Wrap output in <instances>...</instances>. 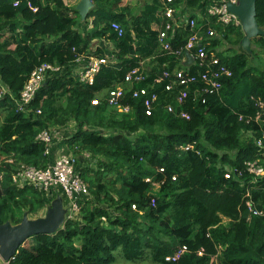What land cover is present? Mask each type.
<instances>
[{"label": "trees", "instance_id": "16d2710c", "mask_svg": "<svg viewBox=\"0 0 264 264\" xmlns=\"http://www.w3.org/2000/svg\"><path fill=\"white\" fill-rule=\"evenodd\" d=\"M79 1L0 0V225H16L24 213L37 216L50 205L40 189L12 182L21 165L43 169L52 162L37 139L43 131L73 123V131L58 142L76 160L75 170L88 188V196L79 200L78 219H65L52 235L28 239L9 264H113L117 259L264 264V179L254 180L244 165L257 161L264 168V123L254 121V99H264V74L250 73L245 54L218 50L223 43L240 45L241 25H222L209 16L214 0L174 3L178 14L196 22L201 44L233 73L222 78L214 95L204 92L201 81L192 84V96L196 92L205 101L188 95L181 106L189 116L185 119L176 102L183 88L165 90L169 79L153 83L163 71L180 66L181 56L160 46L154 27L163 21L164 0L134 6L90 0L83 19ZM113 22L123 29L121 36L111 29ZM256 23L264 30V0H256ZM207 28L216 35L207 37ZM190 34L188 26L176 28L169 40L172 51L183 48ZM94 39L112 44L113 63L102 65L88 84L74 74V61L106 57L96 47L90 55ZM252 40L264 48V33ZM44 63L60 70L46 71L32 100L20 109L21 91ZM138 67L146 80L123 83ZM189 72L195 74L196 68L190 66ZM116 86L124 90L126 112L107 104ZM140 88L157 94L150 115L143 98L132 97ZM80 158L90 164L78 167ZM183 246L178 259H167Z\"/></svg>", "mask_w": 264, "mask_h": 264}, {"label": "built area", "instance_id": "2783aa9c", "mask_svg": "<svg viewBox=\"0 0 264 264\" xmlns=\"http://www.w3.org/2000/svg\"><path fill=\"white\" fill-rule=\"evenodd\" d=\"M176 0H164V10L160 13V18L163 20L160 26H155L158 29V42L160 46L169 51L171 55L180 59V66L173 68V70L163 71L162 76L155 78L153 83L157 84L165 79H169L170 83L165 85V90L171 91L172 89L182 87L176 95V102L181 108L188 95H191L193 101L200 97L196 92L191 94L190 86L194 83L201 81L204 83V92L207 95L216 94L221 88V80L223 77L229 78L232 76L231 69L223 64L213 52H208L205 48L206 44H201L202 37L196 32V22L193 19H188L184 14L180 13V10L173 5ZM239 0H214L207 10V14L211 17L217 18V21L222 25L232 24L234 26L241 25V22L236 14L229 10V6H237ZM189 27L191 34L189 35L187 42L183 48L172 51L169 43L170 37L174 36L176 28ZM111 29L121 36L123 29L118 23H111ZM207 37H214L216 35L213 29L207 28ZM184 53V54H183ZM189 60V64L186 62ZM74 74L77 75L80 81L88 84L93 83L94 76L99 72L102 65L113 63V59L107 57H95V56H80L75 61ZM193 66L196 68V73H190L189 68ZM59 68L53 67L50 64L44 63L35 69L28 81L26 82L19 97V108L22 109L24 105L28 104L35 92L41 86L44 81L46 71L50 73L59 72ZM146 74L141 68H133L128 71L124 77L123 83L126 84H140L146 80ZM152 88V86H151ZM197 94V96H196ZM124 96V90L121 86L112 88L107 97V104L119 111L126 112L128 107L121 106V99ZM132 97L143 98V105L147 115L151 114L153 105L157 100V94L149 92L147 88H140L132 91ZM201 102L204 103L205 99L200 97ZM253 99V98H252ZM256 114L254 121L256 123H264V99L258 97L254 99ZM93 104H97V101H92ZM167 110L174 112L172 106H167ZM40 114V111L37 110ZM179 116L188 119V114L180 109ZM61 133L59 130L43 131L38 134L37 139L45 145V154L49 155L50 147L59 141ZM257 146H261V142H256ZM76 160L69 154L63 153V149H60L58 156L52 159L45 168L40 169L33 166L21 165L16 172L12 175V182L17 188L24 186H34L40 189L46 198L52 200L60 196L66 201V217L65 219H78L80 204L79 200L84 196H88V188L85 182L81 179L79 173L75 170ZM245 169L250 175L254 177V180L264 179V168L258 164L257 161L245 162ZM162 171V170H160ZM229 173V172H227ZM225 177H229L226 174ZM149 180V179H147ZM157 185V184H156ZM158 186V185H157ZM54 196H56L54 198ZM154 204V201H152ZM248 206L249 203L247 204ZM135 209V206H132ZM250 210L253 214H259L257 211ZM70 211V214H69ZM69 214V215H68ZM185 247L179 249L171 260H176L183 253ZM10 260L5 261L0 257V264H9Z\"/></svg>", "mask_w": 264, "mask_h": 264}, {"label": "water", "instance_id": "95a60500", "mask_svg": "<svg viewBox=\"0 0 264 264\" xmlns=\"http://www.w3.org/2000/svg\"><path fill=\"white\" fill-rule=\"evenodd\" d=\"M91 7L90 0H80L76 9L83 19ZM229 10L236 14L241 22L244 32L242 42L246 43L250 38L262 33H259L256 23V0H239V4L229 6ZM186 64H189V60ZM46 209L42 217L31 220L24 213L18 224L11 225L6 222L0 225V257L3 260H11L28 239L39 234L52 235L58 231L64 223L66 214L63 199L59 196L56 197Z\"/></svg>", "mask_w": 264, "mask_h": 264}, {"label": "rangeland", "instance_id": "374dc122", "mask_svg": "<svg viewBox=\"0 0 264 264\" xmlns=\"http://www.w3.org/2000/svg\"><path fill=\"white\" fill-rule=\"evenodd\" d=\"M137 3L143 4L144 0H123V2H122L123 5L129 4L131 6H134ZM184 15L188 18V14H184ZM258 31H259V33H261V32L264 33V30L261 29V28H258ZM252 38H250L248 40V42H246V43L242 42V43H240L239 46H235V47L234 46L232 47V45L229 44V43H223L218 48V50L221 51V52L223 51L224 54H226V55H230L231 52L228 49L229 48L230 49L233 48L236 51V53L245 54L246 58H247V61H248V69H249L250 73L253 74V75H257V74H260V73L264 74V48H261L257 43L254 42V40H252ZM92 46H93V43L91 44V47ZM90 52H91L90 55H94L93 53L95 52V48L93 49V51H90ZM109 52L110 51H108L106 53V57L108 59H111L112 57H111ZM108 110H111V109L108 108ZM73 126H74L73 123L70 122L66 126L59 127L57 129H59V130L61 129L62 130L61 131V137L64 138L66 136V133H69L70 131H72ZM80 161H82V162H80ZM83 161H84L83 158H80V160L77 159V164L80 162L78 164V167H80L81 164H85V165L90 164V161L89 162H87V161L83 162ZM94 162H95L94 160H92V162H91V164L93 166H95ZM155 187L157 188V185H155ZM63 206L66 209V205L63 204ZM46 210L47 209H44V210L40 211L37 216L36 215L28 216V218L33 220V219H36L38 217H42L45 214ZM66 212H67V210H66ZM69 214H70V211H69ZM64 216L66 217V214ZM65 217H64V220H65ZM113 264H152V263L151 262H146V261L133 263V262L125 261V260H122V259H117ZM212 264H218V262L214 259Z\"/></svg>", "mask_w": 264, "mask_h": 264}, {"label": "crops", "instance_id": "0c3cea01", "mask_svg": "<svg viewBox=\"0 0 264 264\" xmlns=\"http://www.w3.org/2000/svg\"><path fill=\"white\" fill-rule=\"evenodd\" d=\"M155 27V26H154ZM93 43V46L91 47V51H93V49L96 47L100 50L103 51L104 54H106L108 51H112L113 49V46L111 43L107 42V41H104V40H98V39H94L91 44ZM94 47V48H93ZM109 52V53H110ZM145 66V65H144ZM142 68V67H141ZM61 129L59 130V132L61 133ZM73 131V130H72ZM71 131V132H72ZM70 132V133H71ZM66 139V138H64ZM62 141V140H61ZM60 142H56L55 144H53L51 147H50V150H49V155L52 156V159L56 158L60 152V149L62 148L60 146Z\"/></svg>", "mask_w": 264, "mask_h": 264}]
</instances>
